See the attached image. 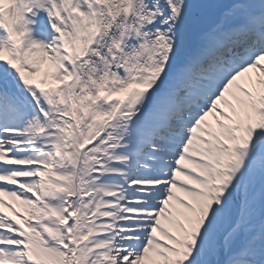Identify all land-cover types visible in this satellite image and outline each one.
<instances>
[{
	"label": "snow or ice",
	"instance_id": "snow-or-ice-1",
	"mask_svg": "<svg viewBox=\"0 0 264 264\" xmlns=\"http://www.w3.org/2000/svg\"><path fill=\"white\" fill-rule=\"evenodd\" d=\"M0 264H264V0H0Z\"/></svg>",
	"mask_w": 264,
	"mask_h": 264
}]
</instances>
